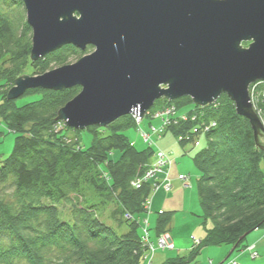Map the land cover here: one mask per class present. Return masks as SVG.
I'll use <instances>...</instances> for the list:
<instances>
[{
    "label": "trees",
    "instance_id": "16d2710c",
    "mask_svg": "<svg viewBox=\"0 0 264 264\" xmlns=\"http://www.w3.org/2000/svg\"><path fill=\"white\" fill-rule=\"evenodd\" d=\"M22 8L20 0H0V121L15 135L10 155L0 157V264H142L148 248L140 218L149 213L154 192V182L143 176L155 151L152 145L136 149L125 134L135 127L131 115L86 128L92 141L81 148L80 130L58 118L80 87L30 89L7 99L27 67L30 75H42L93 50L67 45L33 61ZM260 90L255 112L264 125V82L252 84L249 93ZM23 97L36 98L19 106ZM186 106L187 118L176 114L167 130L181 147L192 146L204 237L166 264H191L206 246L242 251L247 236L264 228V150L249 121L224 93L204 107L189 97L160 98L147 116ZM172 215L159 212L156 239L169 232Z\"/></svg>",
    "mask_w": 264,
    "mask_h": 264
},
{
    "label": "water",
    "instance_id": "95a60500",
    "mask_svg": "<svg viewBox=\"0 0 264 264\" xmlns=\"http://www.w3.org/2000/svg\"><path fill=\"white\" fill-rule=\"evenodd\" d=\"M20 1L33 61L67 45L93 51L18 78L8 100L30 89L80 87L58 118L81 131L126 115L141 118L160 98L189 97L204 107L224 93L249 121L255 141L263 137L249 87L264 82V0Z\"/></svg>",
    "mask_w": 264,
    "mask_h": 264
},
{
    "label": "rangeland",
    "instance_id": "374dc122",
    "mask_svg": "<svg viewBox=\"0 0 264 264\" xmlns=\"http://www.w3.org/2000/svg\"><path fill=\"white\" fill-rule=\"evenodd\" d=\"M21 12L23 17L25 18V12L23 8ZM248 45L245 46V48L248 47ZM92 51H90L88 54H90ZM80 58L81 57L70 59L69 64H74ZM30 72H31V68L27 67L25 72L20 77L34 76V75H30ZM259 82H263V81H257L253 84ZM249 96L251 99L253 110L255 112V107L257 108L258 104L256 105V101L254 97L256 98V100L260 99L259 97L261 96V90L258 93H256L255 96H253V93L251 94L249 93ZM35 98L36 97L34 98L23 97L17 103L20 106L22 104L34 100ZM190 108L191 107L186 106L184 108L179 109L176 113L173 114V116L169 117L168 119L169 122L170 123L172 122V118L176 114L178 115L182 114L180 119L185 120L187 118L186 111L189 110ZM147 112L141 118L136 117L135 114H131V117L134 119L135 127L127 130L125 134L129 137L130 140L138 139V147H140L141 145L142 147H147L148 145L154 144L159 150H157V148L154 147L156 151L154 156H151L150 161L156 163V161L158 160L156 158V155L158 154V152H162L168 159L170 160L172 159L174 161V165L172 168V175H175L176 179L180 173L186 177L184 181H180L172 185L173 186L172 188L170 187L169 189H165L162 187L154 191L152 194V197L156 195V197L159 198L158 202H155L156 205L160 204V206H165L163 208H167L168 210L174 211L172 215L173 218L171 221L170 229L168 232L174 243V248L172 250L160 249L155 251L157 255L161 257L160 260H163L162 262H164L167 259L172 260L177 258L178 256L182 257L187 255L191 250V248L195 246V244L198 243V241L204 237V227L202 226L201 209L199 206V200H198L197 188H196V178L198 175L191 160V156L193 152L189 154L190 150L192 149V146L188 144L185 147H181L176 136L167 130L168 125L162 126V120H161L162 118L161 117L155 118L154 116V118L150 119L147 116ZM169 115L168 113H165L163 117L166 119L168 118ZM257 116L259 117L260 114L258 113ZM144 121L145 123L143 124ZM157 121H159V123ZM174 121L175 119H173V122ZM165 131L166 133L162 137H160V135ZM144 134L147 135L148 139L144 138ZM262 135L263 137H261L260 135L258 136V143H260L261 147H264V134ZM80 137H81L80 147L81 148L89 147L92 141L91 134L87 130H81ZM151 137H155V138L153 139ZM14 140H15V135L10 133L5 127V125L0 121V157L2 159L10 155L13 148ZM141 140L143 141L144 144L142 143ZM177 159L179 161H176ZM168 170L169 168L168 169L166 168L167 172ZM162 177H159V179H162ZM113 210L114 207L110 206V208L107 210L106 213L107 218L112 216L110 213H112ZM146 218L147 215L141 216L140 230L143 236H145L146 234L149 235L150 233L151 238L155 239V231L153 227L154 222L151 226L152 228L149 229V224ZM144 219L147 222L146 225ZM261 230L264 231V228H261ZM252 233H250L248 236H250ZM231 248L232 247H230L229 245L203 247L201 248L199 254L196 256L195 260L191 264H222L223 262L224 264H238L233 260H235L236 256L241 254L242 252L234 251L233 253H231V255L228 256ZM155 252L153 254L146 253L142 264H144L145 262L147 264H151L155 256ZM252 259H257V258H252ZM162 262L159 261V259H156L154 264H161ZM169 264H173V263H169Z\"/></svg>",
    "mask_w": 264,
    "mask_h": 264
},
{
    "label": "crops",
    "instance_id": "0c3cea01",
    "mask_svg": "<svg viewBox=\"0 0 264 264\" xmlns=\"http://www.w3.org/2000/svg\"><path fill=\"white\" fill-rule=\"evenodd\" d=\"M154 121H156V120H154ZM157 122L159 123V121H157ZM144 123H145V121L143 122V124ZM165 133H166V131L163 132L160 135V137H162ZM160 137H158V138H160ZM151 138L154 139L155 137H151ZM131 142L133 143V145L135 146V148L138 149V150H142V149L145 148V147H142V145L140 147H138V139L137 140L136 139L135 140H131ZM142 143H143V141H142ZM152 146H153L154 151H156L155 148H154L156 146L154 144ZM157 150H159V149L157 148ZM169 161H170V166H169V170H168V178L170 180L171 188H172L173 187L172 185H174L175 183L180 182L179 179H178V177L180 175H182V174L180 173L178 175L177 179H176L175 178V175H172V168H173V165H174V161L172 159L171 160L169 159ZM176 161H179V160L177 159ZM151 164H154V162H151L150 161V165ZM177 173H178V171H177ZM158 199L159 198L156 197V195H155L150 200L149 213L146 214L147 215V218L146 219H147L148 224H149V229L152 228L151 226H152L153 222H154V226L153 227H155V222H156L157 216L159 215V212H172V213H174V211H172V210H168L167 208H163L165 206H160V204L159 205H156L155 202H158ZM160 207H162V208H160ZM172 218H173V216H172ZM172 218H171V221H172ZM170 225H169V228L168 229H170ZM263 234H264V231L261 230V229H258L256 231H254L250 236H248V238H246V240L244 241L245 248L241 251L242 253L239 254V255H237L236 256V259L233 260V261L236 262V263H238V264H264V235ZM149 236H150V240L152 242H154L156 240V234H155V239H152L151 238V234L150 233H149ZM251 246H254L255 249H256V251H257V253H258V258L257 259H252L250 257V253L247 251V249L249 247H251ZM233 251H234V249L231 248L228 256L231 255V253H233ZM160 258L161 257L158 256L157 253L155 252V256H154L153 261H152L151 264H154V262H155L156 259H159V261L162 262L163 260H160ZM226 258H227V256H226ZM167 260H165L161 264H166ZM144 264H147V263L145 262Z\"/></svg>",
    "mask_w": 264,
    "mask_h": 264
},
{
    "label": "built area",
    "instance_id": "2783aa9c",
    "mask_svg": "<svg viewBox=\"0 0 264 264\" xmlns=\"http://www.w3.org/2000/svg\"><path fill=\"white\" fill-rule=\"evenodd\" d=\"M166 111V112H165ZM165 111L162 112H157L154 116L155 118H162V126H167L169 125V117L173 116L174 111L173 108H168ZM168 113V118H164V114ZM136 116V115H135ZM154 130V129H153ZM144 138L148 139L147 135L144 134ZM156 158L158 159L156 161V163L152 164L148 171L145 173V175L143 176V180L146 181H152L154 182L153 186H154V191L160 189V188H165V189H169L170 188V183L167 179V171L166 168L168 169V166L170 165V161L169 159L162 153V152H158V154L156 155ZM163 175V177H162ZM159 177H162V179H159ZM179 179L181 181H184L186 179V177L184 176H180ZM138 184V182H135L133 185ZM186 185V184H185ZM148 209V207H147ZM145 225L147 224L146 220L144 221ZM148 235H145V238L143 239L145 241V244L147 245L148 248V253L149 254H153L156 250H172L174 248V244L173 241L170 237V235L168 233H164L161 234L157 239L156 242H150L148 240ZM248 251L251 255L252 258H258V253L255 249L254 246H251L248 248Z\"/></svg>",
    "mask_w": 264,
    "mask_h": 264
}]
</instances>
